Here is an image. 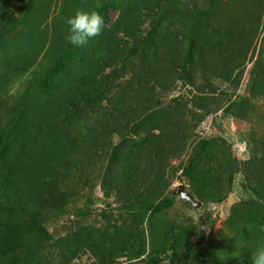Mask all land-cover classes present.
I'll return each instance as SVG.
<instances>
[{
	"label": "trees",
	"instance_id": "16d2710c",
	"mask_svg": "<svg viewBox=\"0 0 264 264\" xmlns=\"http://www.w3.org/2000/svg\"><path fill=\"white\" fill-rule=\"evenodd\" d=\"M61 3L64 32L52 27L48 34L47 28H39L34 42L14 58L0 61V264H71L84 250L96 259L94 264H115L122 254L127 257L123 264H188L191 256V264H207L202 254H193L186 227L172 221L152 228L153 220L172 207L179 194H174L175 188H164L168 186L162 175L147 185L145 175L157 166L150 157L164 152L163 140L172 142L165 153H177L183 138L178 139L174 125L179 110L186 109L176 105L177 99L171 107L163 105L154 93L159 87L166 88L165 74L176 67L172 56L177 55L183 57V70L199 66L209 72L208 80L210 75L230 80L238 68L235 56L246 53V44L253 43L264 0ZM82 10L99 13L105 24L99 36L77 48L68 43L67 20ZM112 11L117 12L114 20L109 16ZM1 21L0 48H7V30L17 26L18 19L9 27ZM239 21L246 22L247 28ZM245 29L248 36L236 41ZM181 43L185 52L180 50ZM263 56L264 44L253 73L264 64ZM220 61L224 66L219 71L211 69ZM253 73L251 96L261 98L264 77L259 80ZM126 74L129 79L120 85ZM241 101L243 97L231 102L226 112L242 118L241 112L233 111ZM141 109L144 113L132 119ZM255 116L264 122V112ZM122 119L126 120L117 151L109 152L111 125H119ZM128 132L134 137H130V145L124 138ZM207 142H198L188 158L193 172L195 160L206 155ZM256 142L262 151L259 164H254L253 155L252 160L238 164L229 144L221 160L209 156L200 168L196 164L194 175L189 165L181 167L188 177L187 192L203 205L222 202L229 195L233 173L240 167L246 180L243 186L254 192L255 198L243 203L245 208L238 203L230 209L241 228L238 238L243 246L238 261L224 264H251L257 248L264 247V141ZM98 179L106 206L116 204L131 214L128 231L117 232L111 226L112 231L104 230L94 239L87 230L55 239L48 224H56L65 214L70 220L72 215H85L93 204L89 197L84 196L83 207L71 212L68 208L82 194V187L89 184L91 190L95 186L90 182ZM100 215L106 213L102 210ZM143 221L148 235L141 227ZM202 242L203 238L196 245ZM165 258L166 263L162 262Z\"/></svg>",
	"mask_w": 264,
	"mask_h": 264
},
{
	"label": "rangeland",
	"instance_id": "374dc122",
	"mask_svg": "<svg viewBox=\"0 0 264 264\" xmlns=\"http://www.w3.org/2000/svg\"><path fill=\"white\" fill-rule=\"evenodd\" d=\"M62 1L0 0L1 24L9 27L12 21L18 19L17 26H13L10 30H7L8 47L0 48V61L4 60V58L5 60L14 58L22 51L21 49L27 47L30 42H34L35 30L39 28H47L48 34L52 33V27L60 28L64 32L65 18L61 13ZM116 15L117 12L112 11L109 13L112 20H114ZM261 15L262 18L257 23V33L254 38L252 37L253 43L246 44L248 48L246 53L240 55L238 58L236 55L235 58L237 59L234 58V62L237 63L238 68L232 77L229 78L230 80L225 81L211 75L208 80L207 76L209 72L199 66H186L183 70L181 69V65L184 63L183 57H179V55L172 56L173 59L177 60V65L176 67L171 65L172 68L166 71V88L163 90L159 87L160 89L158 88L159 91L154 93V97L158 99V102L170 107L175 105L174 102L177 99L176 105L186 108L179 110L178 123L174 125L175 128L173 127L176 131L175 133L178 134V139L183 138L180 141V146L181 144L182 146H179L177 153L175 151L173 155H168L165 151L172 146V142L163 140L162 149L164 152L159 153L158 157H150V160L154 161L157 166L145 175L148 180L147 185L156 182L162 175L163 183H167L168 186L164 188L168 189V191L180 183L184 185L187 191L189 189L188 177L184 176L185 173L181 167L185 164L189 165L187 163L188 158L191 156L193 150L196 149L197 143L201 141L209 140L207 142L209 144L206 147L207 152L205 157L203 155L200 161L195 160V163L199 164V168L209 156L221 160L223 149L228 147L229 144L232 146V155L238 164L241 165L243 162H248L252 155L255 156L253 157L254 164H259L262 151H260V147L256 141H259V143L260 141H264V122H258L255 115L257 112H264V96L256 99L251 96L255 89H252L253 86H250V75L253 73L252 67L258 57L260 47L264 44V8L261 11ZM239 22V24L246 25L247 28L246 22ZM247 30L245 29L241 34L236 36V41L240 42L248 36V33L245 32ZM181 45L180 50L185 52V44L181 43ZM223 63V61H220L216 68L211 69L219 71L220 67L224 66ZM256 71L253 73V77L262 80L264 77V64L257 66ZM236 77L238 78L237 83ZM127 79H129V74L120 79V85ZM242 97L243 101H241L238 109L233 110L241 112L242 118H234L230 113L226 112V108L231 102L239 101ZM144 111L145 109H141L138 115H131V118L134 119L142 115ZM176 111L174 110L177 117ZM209 117L214 121L213 132L209 136L199 140L196 135V129L200 127L204 119ZM125 120L122 119L119 125H113L112 123L111 127L114 128V132L108 148L109 152L111 150L113 152L117 151L116 146L121 138L119 132L121 133L122 128H124L122 126ZM177 125L179 126L177 127ZM131 134L128 132L124 135L127 145L132 144L130 142ZM176 144H178L177 141ZM157 160L160 161L159 165ZM196 164L194 165V172L197 170ZM189 167L191 175H194L191 164ZM83 180H86L85 174ZM244 183H246L245 174L240 167L238 172L233 173L232 189L222 202H208L203 205L202 202L194 199L198 205H193L190 201L178 195L174 205L164 210L158 218L153 220V230L156 226H159L160 222H177L189 231L190 241L194 245L193 254H202L207 264L235 263L240 258L243 241L240 237L238 238L241 235V228L234 222V216L230 214V209L234 204L238 203H241V208H245L246 206L243 203L251 196V198H255L254 192L250 191L248 187L245 188L243 186ZM90 184H92L91 186H95L91 189L93 191L90 190L89 184L86 187H82V194L76 198L75 204H71L68 208V212H71L83 207L85 204L84 196L89 197L92 199L93 204L85 215L77 218L72 215L70 220L68 215L65 214L56 221V224L53 222L48 224V229L55 239L73 231L82 230L90 232L93 239L107 229L112 231L113 228H116L117 232L121 230V233L128 231L132 223L131 214L127 211H122L116 204H111L110 207L106 206L107 201L104 197L105 195L100 191L99 179L96 183L91 181ZM250 185L252 186L253 183H250ZM94 196L102 198L103 201L96 200L93 198ZM195 196L198 198V195ZM102 210L106 213L105 217L100 215V211ZM141 227L145 231V234L148 235V225L144 221ZM202 238L204 242L196 245L197 241ZM126 259L125 254H122L116 259L115 264H123L126 262ZM95 260L87 250H84L71 261V264H94ZM162 262L166 263L167 259L165 258ZM192 262L193 256H191L188 264Z\"/></svg>",
	"mask_w": 264,
	"mask_h": 264
},
{
	"label": "clouds",
	"instance_id": "9594fccd",
	"mask_svg": "<svg viewBox=\"0 0 264 264\" xmlns=\"http://www.w3.org/2000/svg\"><path fill=\"white\" fill-rule=\"evenodd\" d=\"M67 40L73 47L85 46L89 40L99 36L103 30L104 18L95 11H78L68 18ZM251 264H264V247H259L251 258Z\"/></svg>",
	"mask_w": 264,
	"mask_h": 264
},
{
	"label": "built area",
	"instance_id": "2783aa9c",
	"mask_svg": "<svg viewBox=\"0 0 264 264\" xmlns=\"http://www.w3.org/2000/svg\"><path fill=\"white\" fill-rule=\"evenodd\" d=\"M214 121L211 117L204 119L200 127L196 129V135L198 136L199 140L209 136L213 132Z\"/></svg>",
	"mask_w": 264,
	"mask_h": 264
},
{
	"label": "water",
	"instance_id": "95a60500",
	"mask_svg": "<svg viewBox=\"0 0 264 264\" xmlns=\"http://www.w3.org/2000/svg\"><path fill=\"white\" fill-rule=\"evenodd\" d=\"M174 194H179L182 198H184L187 201H190L193 205H198L193 197L185 190L184 185L180 183L177 185L174 189Z\"/></svg>",
	"mask_w": 264,
	"mask_h": 264
}]
</instances>
